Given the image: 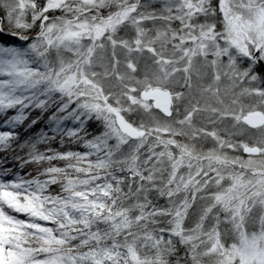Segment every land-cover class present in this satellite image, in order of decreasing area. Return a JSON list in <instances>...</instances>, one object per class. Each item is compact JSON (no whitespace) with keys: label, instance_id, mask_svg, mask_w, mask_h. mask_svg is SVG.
<instances>
[{"label":"snow or ice","instance_id":"6c2138e0","mask_svg":"<svg viewBox=\"0 0 264 264\" xmlns=\"http://www.w3.org/2000/svg\"><path fill=\"white\" fill-rule=\"evenodd\" d=\"M0 264H264V0H0Z\"/></svg>","mask_w":264,"mask_h":264}]
</instances>
